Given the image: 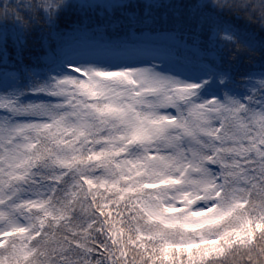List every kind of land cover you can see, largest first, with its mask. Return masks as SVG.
Listing matches in <instances>:
<instances>
[{
    "label": "snow or ice",
    "instance_id": "obj_1",
    "mask_svg": "<svg viewBox=\"0 0 264 264\" xmlns=\"http://www.w3.org/2000/svg\"><path fill=\"white\" fill-rule=\"evenodd\" d=\"M0 264H264V0H0Z\"/></svg>",
    "mask_w": 264,
    "mask_h": 264
}]
</instances>
